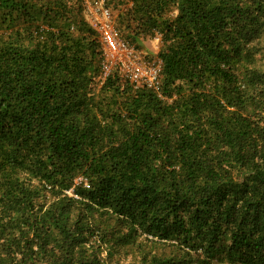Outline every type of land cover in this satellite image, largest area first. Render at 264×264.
<instances>
[{
  "label": "trees",
  "instance_id": "trees-1",
  "mask_svg": "<svg viewBox=\"0 0 264 264\" xmlns=\"http://www.w3.org/2000/svg\"><path fill=\"white\" fill-rule=\"evenodd\" d=\"M105 2L158 89L98 85L81 0H0V264H264V0Z\"/></svg>",
  "mask_w": 264,
  "mask_h": 264
},
{
  "label": "built area",
  "instance_id": "built-area-1",
  "mask_svg": "<svg viewBox=\"0 0 264 264\" xmlns=\"http://www.w3.org/2000/svg\"><path fill=\"white\" fill-rule=\"evenodd\" d=\"M84 17L99 37L101 84L109 76L118 74L136 87L148 85L158 89L161 60L146 61L141 48L122 37L105 0H94L91 8L84 9Z\"/></svg>",
  "mask_w": 264,
  "mask_h": 264
},
{
  "label": "rangeland",
  "instance_id": "rangeland-1",
  "mask_svg": "<svg viewBox=\"0 0 264 264\" xmlns=\"http://www.w3.org/2000/svg\"><path fill=\"white\" fill-rule=\"evenodd\" d=\"M93 1L94 0H81L82 8L83 9H87L88 7L91 8V6L93 5ZM109 8L111 9L113 16L115 18V22L117 24V21H118L117 16H116L117 11L113 10L111 7ZM117 27H118V24H117ZM120 32H121L122 37L125 38L122 34V31ZM159 49H160V39L159 38L146 40L141 45V50L144 52V57L146 61L157 59ZM98 81H99L98 85H101L100 80ZM164 253L166 256H170L172 254V251L169 248H165ZM136 254H138L136 247L123 249L121 251V254L117 255L108 264H135L138 261Z\"/></svg>",
  "mask_w": 264,
  "mask_h": 264
}]
</instances>
